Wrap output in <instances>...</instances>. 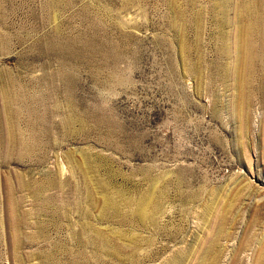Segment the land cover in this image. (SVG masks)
I'll return each instance as SVG.
<instances>
[{
    "label": "rangeland",
    "instance_id": "374dc122",
    "mask_svg": "<svg viewBox=\"0 0 264 264\" xmlns=\"http://www.w3.org/2000/svg\"><path fill=\"white\" fill-rule=\"evenodd\" d=\"M0 264H264V0H0Z\"/></svg>",
    "mask_w": 264,
    "mask_h": 264
}]
</instances>
